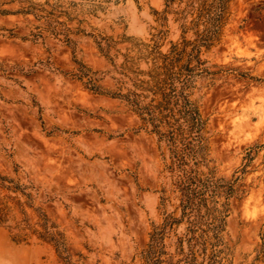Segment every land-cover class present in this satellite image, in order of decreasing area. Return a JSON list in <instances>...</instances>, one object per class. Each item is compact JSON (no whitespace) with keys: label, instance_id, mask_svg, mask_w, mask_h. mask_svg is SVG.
Instances as JSON below:
<instances>
[{"label":"rangeland","instance_id":"obj_1","mask_svg":"<svg viewBox=\"0 0 264 264\" xmlns=\"http://www.w3.org/2000/svg\"><path fill=\"white\" fill-rule=\"evenodd\" d=\"M200 2L0 0V264H264V0L200 50L194 138Z\"/></svg>","mask_w":264,"mask_h":264},{"label":"trees","instance_id":"obj_2","mask_svg":"<svg viewBox=\"0 0 264 264\" xmlns=\"http://www.w3.org/2000/svg\"><path fill=\"white\" fill-rule=\"evenodd\" d=\"M229 1L230 0H210V3L206 6L205 0H201L197 10L196 22L201 21L203 29L201 32L196 33V39L192 44V48L189 55L191 59L197 60L200 50L202 48L208 49L212 45V42L217 38V35L219 34L221 22L226 13V5ZM191 59H189V61L183 64L180 68L181 72L183 73V76L182 79L179 80L180 90L177 93V95L178 98L181 99L182 105L178 113L181 119L185 123L191 122V126L188 127L189 128L188 132L193 133L195 135L194 138H199L200 133L203 129V122L200 120L197 110L193 106H191V104L187 101V96L183 92L185 86L187 85V83L191 78V75H193V72L194 71L200 72L199 66L201 63L199 62V60H197L196 66L190 67L189 64ZM168 134L172 135L170 132ZM168 138H169V142L171 143V146L175 147L173 141L171 140L172 136H168ZM184 151L185 149H182V152ZM173 159H175L177 163L179 162L182 163L184 156H179L175 152ZM187 181L189 182L187 188L194 185V182L191 178H188ZM199 196H200L199 193L193 190L192 191L188 190L183 192L182 200H191ZM187 207H188L187 204H183L182 206L183 214H185ZM157 235H159L158 231L153 232L151 236V242L157 240ZM158 240H160V244H161L162 238L160 237Z\"/></svg>","mask_w":264,"mask_h":264}]
</instances>
